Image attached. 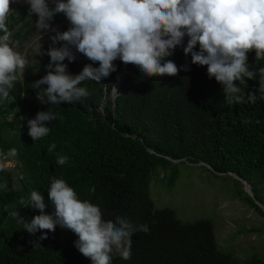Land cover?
<instances>
[{"label":"trees","instance_id":"1","mask_svg":"<svg viewBox=\"0 0 264 264\" xmlns=\"http://www.w3.org/2000/svg\"><path fill=\"white\" fill-rule=\"evenodd\" d=\"M18 12L9 15L11 31ZM26 25L32 28L31 19L12 31L19 47L25 40L21 28ZM254 55H248L250 68L264 67V60L255 61ZM168 59L178 67L187 64L189 70L175 77L144 78L138 68L126 69L113 99L107 96L114 79L111 73L106 83H82L90 93L87 98L61 105L41 104L36 98L41 90L32 88L46 74L35 69H45L48 59L27 65L23 80L10 90L8 99H0V153L12 148L18 153L13 157L16 176L0 169V264H91L74 247L77 237L70 230L57 226L40 240L41 232L30 235L9 216L14 209L27 221L40 214L20 204L21 200L27 203L32 190L41 192L45 213L51 214L47 189L53 178L64 179L81 200L98 205L105 220L124 216L134 225L149 226V233L132 236L131 258L114 255L111 264H264L253 254L240 259L223 252L209 220L182 221L172 208L156 207L149 195L154 170L164 171L169 187L183 162H202L216 174L231 172L250 180L257 201L253 184L264 181V99L230 104L222 86L208 78L206 66L192 65L182 47ZM63 63L73 76L82 71L68 60ZM246 83L247 88L240 86L245 99L253 90L259 97L258 77ZM46 110L60 118L47 125L46 137L33 142L27 120ZM52 143L56 149L49 153ZM58 153L69 158L63 166L56 164Z\"/></svg>","mask_w":264,"mask_h":264},{"label":"clouds","instance_id":"2","mask_svg":"<svg viewBox=\"0 0 264 264\" xmlns=\"http://www.w3.org/2000/svg\"><path fill=\"white\" fill-rule=\"evenodd\" d=\"M14 2L16 0H0L2 100L8 99L10 90L23 80L29 63L17 51L21 48L19 41L12 39L13 32L9 28V15L16 9L21 12L17 13L18 21L12 29L18 30L25 19H31V29H27V25L21 28L25 40L30 32L55 33L51 37L54 47L46 53L39 47L37 53L41 55L38 63L48 59L46 74L32 83L34 90H41L36 93L41 104L78 102L90 95L87 88L81 86L83 82L106 83L104 79L111 73L114 79L107 96L113 99L118 95L126 69L138 68L144 78L175 77L179 71L189 70L187 64L178 67L168 59L178 47H182L186 57H191L192 65L206 66L208 78H214L222 86L228 103H255L258 98L264 99V67L252 70L248 63L249 53L255 54V61L264 60V0H24L26 4L15 3L12 9ZM65 20L70 25L66 31L57 32L51 27ZM76 56L84 58L82 66L75 64ZM86 59L91 63L86 64ZM65 60L82 71L74 76L69 74ZM97 63L98 67L92 66ZM257 77L260 96L253 90L247 92L245 99L240 86L247 88L246 82ZM58 118L51 110L37 112L34 118L27 120L29 137L33 142L46 137L50 132L47 125ZM55 149L56 144L52 143L48 152ZM17 154L15 148L0 153V169H7L5 163L10 162L16 166L13 157ZM68 159L58 153L56 164L63 166ZM47 198L53 207L51 214L45 213L47 205L41 192L32 190L27 203L21 200L20 204L40 214L27 221L14 209L9 216L28 234L41 232L40 240L47 239V233L54 232L57 226L70 230L77 237L74 247L91 264H111L114 255L129 260L132 236L136 232H150L147 224L134 225L124 216L105 220L101 208L81 200L64 179L51 180Z\"/></svg>","mask_w":264,"mask_h":264},{"label":"rangeland","instance_id":"3","mask_svg":"<svg viewBox=\"0 0 264 264\" xmlns=\"http://www.w3.org/2000/svg\"><path fill=\"white\" fill-rule=\"evenodd\" d=\"M23 5L24 0H16L11 6ZM67 20L51 25L57 32L66 31ZM12 31H15L13 28ZM54 32H30L23 41L20 50L28 60L38 62L39 47L46 53L52 46L51 37ZM57 44H61L58 42ZM84 58L76 56L77 66H82ZM37 72L44 73L39 67ZM13 176L17 167L13 163H5ZM158 171V172H157ZM164 171L154 170L149 183V195L156 207L172 208L182 221L207 219L212 223L216 244L223 252H231L240 259L252 254L264 261V181L254 183L253 199L250 180H240L229 174H216L201 164L178 165V176L175 183L166 187L162 177ZM249 199H252L253 204Z\"/></svg>","mask_w":264,"mask_h":264},{"label":"water","instance_id":"4","mask_svg":"<svg viewBox=\"0 0 264 264\" xmlns=\"http://www.w3.org/2000/svg\"><path fill=\"white\" fill-rule=\"evenodd\" d=\"M171 162H176V161H174V160H171ZM200 164H203L205 167H207V168H209L210 169V167L208 166V165H206V164H204V163H200ZM217 174H222V173H217ZM229 175H232L234 178H238V179H240L239 177H237L235 174H233V173H228ZM241 180H243V179H241ZM245 180V179H244Z\"/></svg>","mask_w":264,"mask_h":264}]
</instances>
